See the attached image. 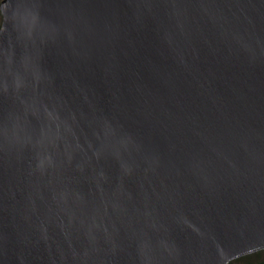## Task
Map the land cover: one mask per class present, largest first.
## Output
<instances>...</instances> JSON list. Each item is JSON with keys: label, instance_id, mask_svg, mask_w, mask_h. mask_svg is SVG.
Here are the masks:
<instances>
[{"label": "water", "instance_id": "95a60500", "mask_svg": "<svg viewBox=\"0 0 264 264\" xmlns=\"http://www.w3.org/2000/svg\"><path fill=\"white\" fill-rule=\"evenodd\" d=\"M0 15V264L264 250V0H1Z\"/></svg>", "mask_w": 264, "mask_h": 264}, {"label": "trees", "instance_id": "16d2710c", "mask_svg": "<svg viewBox=\"0 0 264 264\" xmlns=\"http://www.w3.org/2000/svg\"><path fill=\"white\" fill-rule=\"evenodd\" d=\"M1 23V22H0ZM263 251V250H262ZM260 252V251H259ZM259 252H256V253H253V254H251V255H247V256H244V257H241V258H239V259H236V260H246V262L244 263V264H264V257L263 258H260L259 260H256V261H251V260H248V259H250L251 257H253V256H257V255H259L258 253ZM236 260H234V261H236ZM234 261H231L230 263H228V264H232Z\"/></svg>", "mask_w": 264, "mask_h": 264}, {"label": "rangeland", "instance_id": "374dc122", "mask_svg": "<svg viewBox=\"0 0 264 264\" xmlns=\"http://www.w3.org/2000/svg\"><path fill=\"white\" fill-rule=\"evenodd\" d=\"M0 2H1V0H0ZM0 22H1V15H0ZM258 254L259 255H257V256L255 255L248 260L256 261V260H259L260 258H263L264 257V250L260 251ZM245 262H246V260H236L232 264H244Z\"/></svg>", "mask_w": 264, "mask_h": 264}]
</instances>
